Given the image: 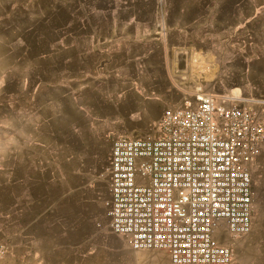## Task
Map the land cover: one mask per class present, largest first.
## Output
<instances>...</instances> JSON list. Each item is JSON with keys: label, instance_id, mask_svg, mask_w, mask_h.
I'll return each instance as SVG.
<instances>
[{"label": "crops", "instance_id": "1", "mask_svg": "<svg viewBox=\"0 0 264 264\" xmlns=\"http://www.w3.org/2000/svg\"><path fill=\"white\" fill-rule=\"evenodd\" d=\"M15 2L0 0V17L29 9L25 0ZM114 30L88 52L71 43L66 58L61 46L55 56L26 59L32 62L23 73L12 68L8 72L0 185L7 187L8 226L12 219L24 220L25 240L19 249L26 258L71 257L74 250L64 249L66 241L56 230L66 225L70 211L78 215L73 223L77 226L83 218L80 211L91 212L95 220L97 211L104 210L109 218L114 137L156 133L168 109L195 105L201 92L216 95L219 104L253 105L264 116V99L255 98L259 95L246 98L239 88L220 94L208 90L209 78L198 72L204 70L202 64L192 61L185 46L139 35L137 29L135 35ZM263 155L264 149L257 161ZM119 237L131 249L120 253L117 264L161 263L159 255L134 251L125 237Z\"/></svg>", "mask_w": 264, "mask_h": 264}, {"label": "rangeland", "instance_id": "2", "mask_svg": "<svg viewBox=\"0 0 264 264\" xmlns=\"http://www.w3.org/2000/svg\"><path fill=\"white\" fill-rule=\"evenodd\" d=\"M25 2L29 9L18 8L7 17H0V102H4L0 106V140L7 136L9 70L23 73L32 59L55 56L56 49L61 46L64 47L61 54L64 58L71 54L70 45L75 43H79L80 52L93 50L95 45L105 42L104 37L110 35L111 29H127V33L137 29L139 35L159 37L176 46H185L193 55L192 61L202 64L204 70L198 72L203 79L209 78L206 85L214 93H232L239 88L246 98L259 95L255 98L264 99V0ZM28 58L32 59L28 61ZM4 143L0 142V155L6 153ZM263 159L257 161L253 169L254 225L248 234L232 239L234 257L231 264H264ZM8 204L7 187L0 185V264H117L122 260L120 253L131 249L126 241L113 233L104 210L97 211L95 220H92L91 212L80 211V217H83L79 220L81 223L78 222L80 226L73 224L78 215L70 211L65 216L68 218L66 225H58L56 230L59 232L57 237L66 241L64 249L74 250L71 257L26 258L19 249L25 240L24 220L12 219L8 226ZM145 252L159 255L163 261L160 264L164 261L172 264L163 252Z\"/></svg>", "mask_w": 264, "mask_h": 264}, {"label": "built area", "instance_id": "3", "mask_svg": "<svg viewBox=\"0 0 264 264\" xmlns=\"http://www.w3.org/2000/svg\"><path fill=\"white\" fill-rule=\"evenodd\" d=\"M156 133L117 136L109 164L110 228L138 251L172 264H231L232 239L256 214L254 165L264 149V116L253 105L196 104L168 109Z\"/></svg>", "mask_w": 264, "mask_h": 264}]
</instances>
